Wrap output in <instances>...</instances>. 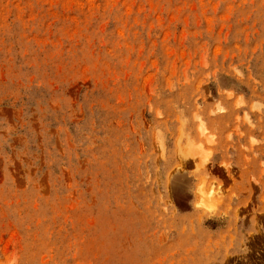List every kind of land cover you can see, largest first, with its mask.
Returning <instances> with one entry per match:
<instances>
[{
	"label": "rangeland",
	"instance_id": "1",
	"mask_svg": "<svg viewBox=\"0 0 264 264\" xmlns=\"http://www.w3.org/2000/svg\"><path fill=\"white\" fill-rule=\"evenodd\" d=\"M0 264H264V0H0Z\"/></svg>",
	"mask_w": 264,
	"mask_h": 264
},
{
	"label": "bare ground",
	"instance_id": "2",
	"mask_svg": "<svg viewBox=\"0 0 264 264\" xmlns=\"http://www.w3.org/2000/svg\"><path fill=\"white\" fill-rule=\"evenodd\" d=\"M211 191H212V189H211ZM211 191H210V193H211ZM211 198H212V196H211ZM213 204V203H212ZM208 205V204H207ZM208 207H209V205H208ZM209 208H211V207H209Z\"/></svg>",
	"mask_w": 264,
	"mask_h": 264
}]
</instances>
